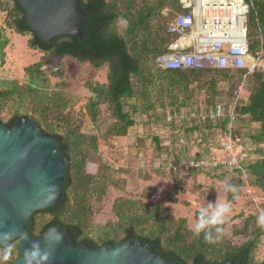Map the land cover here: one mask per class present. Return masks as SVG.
Returning <instances> with one entry per match:
<instances>
[{
  "label": "trees",
  "instance_id": "trees-1",
  "mask_svg": "<svg viewBox=\"0 0 264 264\" xmlns=\"http://www.w3.org/2000/svg\"><path fill=\"white\" fill-rule=\"evenodd\" d=\"M138 1L81 0L86 14V36L79 39L72 35H60L52 42L43 41L33 31L17 0H0V12L4 13V28L17 35L28 36L27 47L31 50L42 55L51 54L59 60L70 58L77 62H89L94 67L106 64L105 83H84L91 94L84 107L89 120L96 121L101 105H106L112 118L105 136L125 137L134 125V115H150L152 119H159L154 114L160 113L162 120L167 112L179 116L193 114L194 117L187 118L183 124L174 121L168 137L164 134L163 137H152L158 150L165 153L162 160L166 161L170 154H173L172 162L181 158L173 148L181 134L195 142L193 146L184 148L183 156L200 158L209 155L205 147L207 142L216 143L221 135L231 133L246 149L249 160L243 172L232 169L219 174L230 173L236 177L238 185L264 192V74L257 70L249 75L245 69L193 71L157 67L155 57L165 53L174 39L166 33L167 23L152 24L154 16L165 3L146 4ZM243 2L247 5V49L255 56L259 52L264 53V0ZM176 9L181 11L178 2ZM119 17L126 21V28L117 32L114 23ZM4 28L0 27V64H3V50L8 44V39L3 35ZM148 58L153 59L151 64ZM41 65V61H38L23 68L27 82L22 86L15 81L0 82V112L9 103L14 107L11 116L0 123L9 129L18 116L31 119L41 134L56 139L62 156L68 160L63 195L56 206L37 211L31 216L30 236L38 237L51 226L66 227L77 241H87L95 247L138 239L180 264H222L228 260L238 264H264V258L257 259L264 228L257 225L254 217H245L231 227L229 237L223 233L219 242L210 244L204 240L203 232L195 236L184 218H175L158 202L115 198L110 208L115 221L107 222L98 229V242L89 238L87 229L93 215L92 203L100 202L107 188L116 187L118 180L110 177L111 168L105 167L104 173L87 172V164L97 152V138L82 133L79 125L64 113L68 101L59 94L61 89L57 92L48 89V77L61 79L64 68L59 66L52 71L42 69ZM240 82L249 88L244 97L236 98L230 107L218 102L224 109L223 117L214 120L207 118L215 108L217 99L228 96ZM59 84L65 83L61 81ZM230 109L236 115L233 123L229 122L227 115ZM236 121L240 131L244 128V133H237L234 127ZM208 172H169L175 176L172 178L169 202L175 203L174 198L184 192L183 176ZM236 196L238 191L231 192L228 199L232 201ZM37 214L48 215L49 219L38 226L34 219ZM197 215L195 213V218ZM221 227L224 228V225ZM15 256L16 246L13 245L12 256L5 264Z\"/></svg>",
  "mask_w": 264,
  "mask_h": 264
},
{
  "label": "rangeland",
  "instance_id": "rangeland-1",
  "mask_svg": "<svg viewBox=\"0 0 264 264\" xmlns=\"http://www.w3.org/2000/svg\"><path fill=\"white\" fill-rule=\"evenodd\" d=\"M146 4L165 3L159 12L154 16L152 24L167 23L178 12L176 2L179 0H139L138 3ZM4 13L0 12V27L3 25ZM124 20V19H123ZM125 21V20H124ZM126 22V21H125ZM117 32L126 28L124 26H115ZM3 35L8 39L5 47L3 64H0V82L15 81L18 86L27 82L23 74V68L41 61L42 69L56 70L59 66L64 68L61 79L48 77V89L57 92L67 99L68 107L64 110L73 122L79 125L80 131L88 135H94L97 138V152L92 155L86 170L90 174L98 171L104 173L105 167L111 168L110 177L117 181L116 187H108L105 196L100 202L92 203L93 215L90 217L89 227L87 229L89 238L98 242L97 231L107 222H114L115 218L111 213L112 201L117 197H123L131 200H141L144 202H158L165 206L175 218H184L187 227L192 231L196 222L195 213H198L202 207L207 206L209 202H228L231 210L225 216L224 234L229 237L233 225H237L247 216H252L257 221V216L261 210H264V192L251 188V192H246V187L236 183V177L230 173L219 174L225 170L209 171V174H195L183 176L184 192L177 195L175 203H170L168 196L173 188L172 178L175 176L166 170L167 164L171 161L173 154L167 156L163 161L165 153L158 150L152 137H163L161 132L164 120L168 114L175 115L174 121L183 124L186 118L194 117L193 114L179 116L177 113H165L161 120L160 113L154 114L159 119L147 115H134L132 120L134 125L128 130L125 137H107L104 132L112 123V118L106 105L99 107V115L95 122H91L84 110L85 103L90 97L89 90L84 86L87 81L95 83H105L107 77L106 64L100 67H94L89 62H77L70 58L59 60L51 54L42 55L37 51L27 47L28 36H20L12 30L4 28ZM257 60L258 68L254 71H260L264 74V53L259 52L254 57ZM153 62L148 58V63ZM250 75V73H248ZM48 75V74H47ZM63 81L65 84H59ZM247 85L240 82L235 90L228 96L217 99V103H223L230 107L236 98H243L245 91H248ZM126 110V108H125ZM14 107L7 104L0 112V121L5 122L13 113ZM161 121V122H160ZM236 125V126H235ZM172 127V123H171ZM237 133H241L244 128L238 126V121L234 124ZM165 142L162 141L160 146ZM109 172V170H107ZM123 172V173H122ZM122 173V174H121ZM236 187L238 196L232 201L228 199V194L222 188L223 182ZM36 224L46 222L48 215L37 214L35 216ZM239 242V240H235ZM16 246V241H12ZM257 259L264 258V236L261 238Z\"/></svg>",
  "mask_w": 264,
  "mask_h": 264
},
{
  "label": "water",
  "instance_id": "water-1",
  "mask_svg": "<svg viewBox=\"0 0 264 264\" xmlns=\"http://www.w3.org/2000/svg\"><path fill=\"white\" fill-rule=\"evenodd\" d=\"M17 1L43 41L52 42L60 35L86 36L81 0ZM125 24L119 17L114 27ZM67 164L56 139L41 134L31 119L18 116L9 129L0 123V233L10 231L16 241V256L7 264H22L24 250L36 242L47 254L44 264H180L138 239L95 247L87 241L75 242L66 227L30 236L31 216L59 203Z\"/></svg>",
  "mask_w": 264,
  "mask_h": 264
},
{
  "label": "built area",
  "instance_id": "built-area-1",
  "mask_svg": "<svg viewBox=\"0 0 264 264\" xmlns=\"http://www.w3.org/2000/svg\"><path fill=\"white\" fill-rule=\"evenodd\" d=\"M181 11L173 13L166 24V33L174 39L168 44L167 51L154 59L157 67L164 70L205 69H245L252 73L258 68L247 49L245 19L247 5L243 0H179ZM252 60L249 65L248 60ZM223 107L217 103L209 112L210 120L223 117ZM229 122L236 120L233 110L227 111ZM175 115L168 114L161 132L168 137L171 134V123ZM187 119V118H186ZM195 144L181 134L173 148L181 158L167 164L168 172L218 171L243 167L249 160L246 149L238 138L231 133H224L216 143L205 144L207 157H184V148ZM251 188L246 187L250 193Z\"/></svg>",
  "mask_w": 264,
  "mask_h": 264
},
{
  "label": "clouds",
  "instance_id": "clouds-1",
  "mask_svg": "<svg viewBox=\"0 0 264 264\" xmlns=\"http://www.w3.org/2000/svg\"><path fill=\"white\" fill-rule=\"evenodd\" d=\"M222 188L224 192L237 191L236 187L223 182ZM231 206L228 202H209L207 206L202 207L197 215L196 222L192 227V232L195 236L204 233V240L207 243L213 244L220 241L224 233L223 227L225 216L230 212ZM257 225L264 228V210H261L257 216ZM13 234L9 232L0 233V264H5L13 252L14 240ZM47 259V254L41 249L38 242L33 243L26 248L23 253L22 264H44Z\"/></svg>",
  "mask_w": 264,
  "mask_h": 264
},
{
  "label": "flooded vegetation",
  "instance_id": "flooded-vegetation-1",
  "mask_svg": "<svg viewBox=\"0 0 264 264\" xmlns=\"http://www.w3.org/2000/svg\"><path fill=\"white\" fill-rule=\"evenodd\" d=\"M51 227H57V226H51ZM51 227H50V228H51ZM48 229H49V228H48ZM72 234H73V233H72ZM73 236H74V235H73ZM74 239H75V237H74ZM75 242L78 243V242H80V241H77V240L75 239ZM83 242H84V241H83Z\"/></svg>",
  "mask_w": 264,
  "mask_h": 264
},
{
  "label": "bare ground",
  "instance_id": "bare-ground-1",
  "mask_svg": "<svg viewBox=\"0 0 264 264\" xmlns=\"http://www.w3.org/2000/svg\"><path fill=\"white\" fill-rule=\"evenodd\" d=\"M248 63H249V65H251V64H252V60L249 59V60H248Z\"/></svg>",
  "mask_w": 264,
  "mask_h": 264
}]
</instances>
